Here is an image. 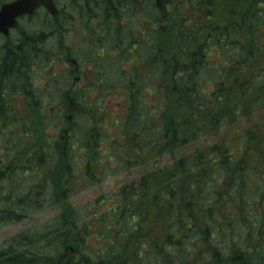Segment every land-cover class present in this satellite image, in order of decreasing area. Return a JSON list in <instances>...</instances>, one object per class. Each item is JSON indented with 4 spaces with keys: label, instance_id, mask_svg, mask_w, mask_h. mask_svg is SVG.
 <instances>
[{
    "label": "trees",
    "instance_id": "1",
    "mask_svg": "<svg viewBox=\"0 0 264 264\" xmlns=\"http://www.w3.org/2000/svg\"><path fill=\"white\" fill-rule=\"evenodd\" d=\"M63 4L56 16L38 9L0 35V230L61 207L3 242L0 264H264V0ZM143 20L137 40L131 32ZM72 23L86 34L84 57L95 59L77 62L94 75L67 96ZM133 41L171 47L167 59L151 55L142 81L118 61L129 60ZM101 48L109 61H98ZM161 61L164 85L155 79Z\"/></svg>",
    "mask_w": 264,
    "mask_h": 264
},
{
    "label": "rangeland",
    "instance_id": "2",
    "mask_svg": "<svg viewBox=\"0 0 264 264\" xmlns=\"http://www.w3.org/2000/svg\"><path fill=\"white\" fill-rule=\"evenodd\" d=\"M64 0H58V5L60 7H65V4H63ZM67 10V8H66ZM189 11L187 9H185L184 11H181V14L183 16H185ZM35 20H37V18H35ZM38 21V20H37ZM39 25L37 28L41 27L43 28L46 24L43 21L42 22H37ZM138 25L134 30H132L131 34L132 37L134 35L137 36V40H141L143 33L141 30H143V26L141 25H145L144 20L142 22L138 21ZM164 25H168V23L164 22ZM33 29L35 28V25L32 27ZM80 29H75V24L72 23V25L70 26V28L66 31L65 36L68 38H66L67 41V45H71L69 48L74 52V56H78L75 57L79 60V56L81 58L82 61H94L92 58H89V60H86V58L84 57V54H87V49H88V43L87 42H82L86 40V34L80 32ZM116 30V29H115ZM115 30H113V35L117 36V33L115 32ZM100 32V31H99ZM17 34V30L14 32V36ZM99 34H97L98 36ZM131 37V38H132ZM130 38V41L131 40ZM135 42V41H133ZM86 43V44H85ZM88 44V45H87ZM129 44V43H128ZM133 46H136V48L134 49V51H132V53H130V58L129 60H121L120 58H122V55H119V57H114L113 59L118 60V61H128V63H126V65H128L129 68H132L134 70V74L131 77L134 81H142L145 78H147V76L149 74H152V68L150 65V61L151 60V55H156L158 57H160L161 59H167V55L170 56L171 55V47L170 45H168L169 47H167V44L165 42V44H159L158 46V51H151L149 49V47L145 44H137V42H135ZM118 45L115 43V48ZM124 47H128V45H124ZM120 48L118 47V50ZM100 54H103L102 58L98 61H109L108 58H111L110 56V51H106L105 48L104 49H99ZM119 52V51H117ZM123 52V51H122ZM121 54V53H120ZM218 54V49L215 48L213 49L210 53H209V58L211 59L210 61H213V59H215L216 55ZM89 55V54H88ZM72 61V58H71ZM74 62V66H73V77L71 79V85H70V91H68V95H75L78 92H81L82 89H84L85 86L88 85V81L92 80V76L94 75V71L88 69L86 67V64H84L85 62H83V64L81 66H79V63L76 61ZM167 61H161V66L163 68V75L160 78H155L159 85H164V83L166 82V78L168 76V72L167 70H165V63ZM64 67L57 65V67L55 68V70H62ZM167 95V91L166 89L163 87L161 89L160 92V96L161 97H165ZM165 101V100H164ZM117 107V106H114ZM210 137L208 135H204L202 138L198 139L195 143L192 144L191 147H197L199 146L201 143L206 142ZM138 173L137 171L131 172V173H127V174H123L122 176H115L112 179H107L103 182H100L99 184H96L94 186H90L88 187L86 190L76 194L72 199L71 202L74 206H78L81 203H85L88 202L90 200H94L97 197H99L100 195H102L105 192H109L112 188L117 187L119 184L123 183L126 179H129L130 177L136 176ZM61 210V207H52V208H47L44 209L42 211H39L29 217H26L22 220H19L17 222H14L8 226H6L5 228H3L2 230H0V245L3 242L8 241V239L12 236H15L21 232L24 231H30L32 229L36 230L38 228H40L42 225H44L46 222H48V220H50V218H52L57 212H59ZM73 247V246H71ZM69 252V249H65V254Z\"/></svg>",
    "mask_w": 264,
    "mask_h": 264
},
{
    "label": "water",
    "instance_id": "3",
    "mask_svg": "<svg viewBox=\"0 0 264 264\" xmlns=\"http://www.w3.org/2000/svg\"><path fill=\"white\" fill-rule=\"evenodd\" d=\"M39 6H44L51 14L58 13L55 0H10L0 5V34L9 35L18 18L33 14Z\"/></svg>",
    "mask_w": 264,
    "mask_h": 264
},
{
    "label": "flooded vegetation",
    "instance_id": "4",
    "mask_svg": "<svg viewBox=\"0 0 264 264\" xmlns=\"http://www.w3.org/2000/svg\"><path fill=\"white\" fill-rule=\"evenodd\" d=\"M77 57H78V56H77ZM70 60H71V58H70ZM77 60H78V59L75 58V57L72 58V61H77ZM79 60L82 61L81 58H80V56H79Z\"/></svg>",
    "mask_w": 264,
    "mask_h": 264
},
{
    "label": "bare ground",
    "instance_id": "5",
    "mask_svg": "<svg viewBox=\"0 0 264 264\" xmlns=\"http://www.w3.org/2000/svg\"><path fill=\"white\" fill-rule=\"evenodd\" d=\"M8 36H9V35H8ZM67 49H70V48H67ZM70 58H73V56H72V57H70ZM4 228H5V227H4ZM2 229H3V228H2ZM2 229H1V230H2Z\"/></svg>",
    "mask_w": 264,
    "mask_h": 264
}]
</instances>
